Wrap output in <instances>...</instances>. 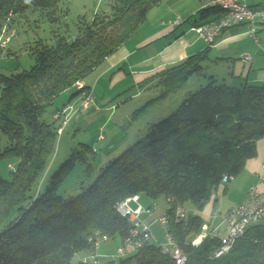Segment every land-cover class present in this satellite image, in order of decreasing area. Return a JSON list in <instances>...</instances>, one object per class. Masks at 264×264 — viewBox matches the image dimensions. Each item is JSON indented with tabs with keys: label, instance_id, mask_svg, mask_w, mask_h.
<instances>
[{
	"label": "trees",
	"instance_id": "16d2710c",
	"mask_svg": "<svg viewBox=\"0 0 264 264\" xmlns=\"http://www.w3.org/2000/svg\"><path fill=\"white\" fill-rule=\"evenodd\" d=\"M159 1L126 0L116 14L124 30L117 38L108 36L105 27L80 32L73 40L62 37L56 46L42 44L33 52L36 64L30 70L10 76L0 73V160H18L10 179L0 174V264H70L77 253L90 252L89 238L96 232L123 241L134 224L117 206L135 196L140 202L143 193L173 200L166 211L170 233L185 250L186 264H264V224L250 227L230 251L214 257L221 246L217 238H207L198 247L186 244L199 234L200 216L191 214L188 225L175 222L177 208L204 211L224 176L238 175L257 156L258 142L264 139V86L235 87L210 77L209 84L191 91L170 116L152 125L143 139L110 161L90 184L93 162L76 153L46 186L40 184L59 136L55 124L43 117L63 110L67 104L54 108L63 93L71 92V100L80 97L81 82L93 96L89 76L133 36ZM60 2L0 0V27L10 16L34 8L55 9ZM219 15L220 10H207L202 20L213 17L209 20L213 21ZM205 59L197 54L161 73L158 80L166 88L164 94L185 86L194 73L204 72ZM78 160L85 166L79 187L62 194L60 189ZM106 264L175 261L150 242L119 262Z\"/></svg>",
	"mask_w": 264,
	"mask_h": 264
},
{
	"label": "rangeland",
	"instance_id": "374dc122",
	"mask_svg": "<svg viewBox=\"0 0 264 264\" xmlns=\"http://www.w3.org/2000/svg\"><path fill=\"white\" fill-rule=\"evenodd\" d=\"M125 1L61 0L55 9L34 8L22 15L6 18L7 20L2 23L3 26L0 29H7L3 37L10 38L6 47L0 48V73L10 76L30 70L36 64V56L33 52H36L42 44L49 47L56 46L58 39L62 37L73 40L80 32L98 31L102 27L106 28L108 36L119 37L124 30H121V26L117 24L116 14ZM142 6L140 5V7ZM201 8L200 0H160L149 10L145 20L146 26L140 29L145 21L140 24L136 30L138 33L129 39L127 46L117 54L109 56L89 76L88 84L93 88V96L92 92L84 90L85 87L79 88L78 86L81 91L80 97L71 100L72 93L67 91L58 98L54 108L67 105L53 117V111L43 117L46 122L55 124L59 136L54 157L49 161L46 171L40 179L41 185L46 186L50 176L65 166L72 159L74 153L78 156H88L93 162V176L87 185L90 184L110 161L118 158L129 147L143 139L152 125L170 116L191 91L195 92L209 84L210 70L205 68L204 72L194 73L185 86L165 95V86L159 83L160 81L156 78L151 79V77L145 76L141 81L137 80L135 73L139 69L136 65L138 55L132 53L140 42L147 40L156 32L168 28L170 21L177 18L181 21L193 18L195 13L201 11ZM192 18L185 24H189L187 27L192 26V20H194ZM189 35L199 37L196 32ZM131 64L135 67H132ZM214 72L218 75L216 78H220L221 83L224 82L225 73H222L223 71L220 69H216ZM226 80V84H232L228 77ZM79 84L84 85L82 82ZM86 147L91 149L90 152L86 151ZM17 163L18 160L14 158L1 159L0 174L6 179H10L11 172L14 171ZM84 167V163L80 160L73 165L66 182L60 189L62 194L66 191H76L81 175L84 174ZM230 184L223 182L221 186L229 185L231 187ZM219 194L224 196L221 192ZM242 198L243 193L240 187L230 194L231 201L236 204L243 200ZM169 203L172 201H167L164 196L153 199L143 193L139 203L130 204L133 210L142 207L146 211L151 208V215L142 212L139 217L143 223L150 225L153 234L151 243L154 245L160 246L167 242L166 232L158 221L159 218L155 219L153 215L160 208L169 206ZM187 209L189 208L187 207ZM189 210L191 214L194 211L192 208ZM219 213L217 211L212 219L219 218ZM219 219L221 221H217L216 227H220L221 232L225 235V225L222 224V218ZM205 226L207 225L202 224L199 234L203 232ZM213 228L207 226V229ZM122 245L120 237L102 242L97 250L100 262H119V249ZM89 255L90 252H79L73 257L70 264H85L84 259Z\"/></svg>",
	"mask_w": 264,
	"mask_h": 264
},
{
	"label": "crops",
	"instance_id": "0c3cea01",
	"mask_svg": "<svg viewBox=\"0 0 264 264\" xmlns=\"http://www.w3.org/2000/svg\"><path fill=\"white\" fill-rule=\"evenodd\" d=\"M198 13H195L193 18L190 17L194 19L191 27H187L189 24L185 25L191 20L190 18L185 21L177 18L174 21H170L168 28L149 36L147 40L140 42L135 47L132 53L133 55H138L136 65L139 69L135 73L137 80L141 81L145 76L158 80L161 73L173 67L182 66L189 57L204 54L206 56L204 66L210 70L208 77H214L220 82L221 79H217L216 76L218 75L214 72L216 69H220L223 71L222 73H225L223 81L226 83V78L228 77L235 87L244 85L264 86V29L260 33L261 47H258L254 39L248 35L247 27L244 25H237L226 30L216 44L210 46L203 39L196 37V35H189L190 33H195L193 28L196 25L206 22L202 20L203 12L198 11ZM145 26L146 21L140 29ZM137 33L138 31L133 36ZM128 43L129 40L115 54L124 49ZM246 53L253 57L251 63H247L242 59ZM131 66L135 67L133 64ZM257 149V156L248 160L242 172L229 182L231 187L229 185L221 186L222 189H219L214 195V199L204 211L200 212L193 209L192 214L202 217L203 224L215 228L217 221H221L219 219L221 217L213 220V215H216L217 211L223 214L227 213L235 206L243 203L247 199L252 186L257 185L260 191H264V185L260 183V175L263 172L264 164V139L258 142ZM239 187L243 193V200L236 204V202L231 201L230 194ZM219 192L223 193L224 196L222 197ZM167 208L168 206L160 208L153 215V218L161 217Z\"/></svg>",
	"mask_w": 264,
	"mask_h": 264
},
{
	"label": "built area",
	"instance_id": "2783aa9c",
	"mask_svg": "<svg viewBox=\"0 0 264 264\" xmlns=\"http://www.w3.org/2000/svg\"><path fill=\"white\" fill-rule=\"evenodd\" d=\"M202 8L200 12H204L211 9L221 11L219 18L213 21H206L196 25L193 31L197 35L207 42L210 46L216 44L221 35L228 29L237 26L244 25L247 27V33L254 39L258 47H261L260 33L264 29V0H200ZM7 32V29H2L0 38V48H5L9 42L10 37H3V34ZM242 59L251 63L253 57L246 53ZM79 88H83V84L78 85ZM233 175H226L223 178V182L229 183L234 180ZM260 183L264 185V164L263 172L260 175ZM173 201V200H172ZM132 202L138 203L139 197L135 196L132 199H127L118 204V211L134 224L130 234L122 241L123 245L119 249L120 259L129 257L130 255L138 252L147 243H150L153 239L150 225L142 222L139 215L144 212L147 215H151V210L144 211L142 207L133 210L130 206ZM137 211H139L137 213ZM218 217L222 218V224L225 225V235L220 230V227L213 229H205L203 232L196 236L195 239L187 242L186 244L198 247L207 238H217L221 241V246L213 254L214 257H219L233 248L237 241L245 235L248 229L255 225L264 224V191H260L257 185L252 186L247 199L235 206L233 209L225 214L219 213ZM158 221L166 232L167 242L160 245L165 254H170L175 264H186L188 256L170 233L171 218L165 212L159 217ZM191 221V212L185 207H179L175 213V222L178 224L188 225ZM110 238L100 232H96L89 242L91 247L90 255L84 260L85 264H106L100 262V255L97 250L102 242L109 241ZM96 251V252H95Z\"/></svg>",
	"mask_w": 264,
	"mask_h": 264
}]
</instances>
